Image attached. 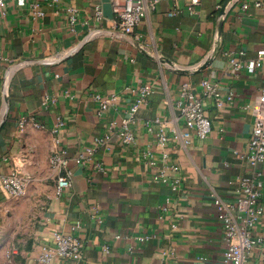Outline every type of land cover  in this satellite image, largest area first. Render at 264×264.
<instances>
[{
  "label": "crops",
  "instance_id": "obj_1",
  "mask_svg": "<svg viewBox=\"0 0 264 264\" xmlns=\"http://www.w3.org/2000/svg\"><path fill=\"white\" fill-rule=\"evenodd\" d=\"M3 1L0 174L15 167L29 184L21 199L0 188L1 251L12 244L14 264H40L54 235L63 233L77 237L82 251L78 260L62 264H224L226 243L212 190L233 200L238 179L251 177L260 183L264 206V161L254 166L245 156L252 130L245 106L260 97L264 63L253 70L229 66L232 57L249 62L264 48V13L250 4L242 8L251 0H200L193 12L186 0H162L128 34L131 42L112 18H94L93 6L101 0ZM225 3L218 34L216 17ZM34 4L41 17L33 18ZM66 6L77 9L74 25ZM217 39L211 60L199 68ZM201 80L223 96L231 91L233 101L217 108L213 97L206 98L209 134L183 143L180 86L202 93ZM145 83L152 91L132 117L134 140L126 144L119 122ZM110 93L115 104L96 116L94 95ZM22 117L27 124L20 132ZM159 128L168 135L164 145L157 142ZM55 150L64 151L71 171V184L60 196L49 166ZM164 152L167 161L161 160ZM79 156L83 162L77 164ZM252 229L260 240L244 264H264V211ZM147 234L155 237L138 239Z\"/></svg>",
  "mask_w": 264,
  "mask_h": 264
},
{
  "label": "built area",
  "instance_id": "obj_2",
  "mask_svg": "<svg viewBox=\"0 0 264 264\" xmlns=\"http://www.w3.org/2000/svg\"><path fill=\"white\" fill-rule=\"evenodd\" d=\"M20 4H26V0H18ZM111 6L113 21L115 27L126 33L132 34L135 27L139 25L148 10L153 9L155 5L162 0H108ZM200 0H186V8L189 12H193L194 7L199 4ZM249 4L264 13V0H251L244 2L242 8L246 9ZM35 5L33 18L41 17L42 10ZM4 1L0 0V9L3 8ZM68 20L71 25L76 22L77 9L73 6H66ZM94 18H104L102 3L97 2L93 6ZM179 8H175L170 12L176 13ZM243 55L242 51L238 52ZM0 60L3 58L0 56ZM264 63V48L256 52V58L249 62H240L239 59L232 57L229 61L231 70L238 71L242 67L255 69ZM202 93H197L188 84L180 86V92L176 101L177 119H180L185 131L181 134L183 143H187L195 135L199 139L205 138L211 130V122L205 113V99L213 97L217 108H221L225 103L233 101V93L228 91L223 96L221 92L211 84L208 80H201ZM152 91V85L145 83L135 89V100L132 104L129 115L123 117L119 122V135L126 144L133 142L134 138L130 133L128 126L138 107L145 103L146 96ZM116 94L110 93L108 96L102 97L99 94L94 95V99L99 102L96 109V116H101L109 106L115 104ZM252 115V130L248 142L246 158L252 165H256L264 161V87L261 90L260 97L254 103L248 104ZM153 122L159 124V119L155 118ZM27 121L22 117L18 123V129L24 130ZM146 128L149 132L153 131L150 122H146ZM34 128H41V124L33 122ZM157 142L164 145L168 142V135L161 128L155 133ZM91 154V153H90ZM150 153H146L149 155ZM161 160L167 161L168 154L162 153ZM75 163H82L81 156L75 158ZM69 159L65 157L63 150H55L49 159V166L54 175V194L60 196L64 189L71 184V171L68 168ZM97 169H102L99 163H96ZM172 171L178 172L179 168L173 166ZM163 176H167L164 175ZM164 180H166L164 178ZM29 184V179L24 176L15 167L10 168L6 173L0 174V188L6 197L19 198L25 195ZM260 183L251 177H241L237 181V195L233 200H226L215 190H212L213 204L216 209V220L220 226L226 243L222 252L224 264H244V258L249 253L255 243L260 238L253 231L254 223L259 219L264 211V206L260 200L259 192ZM118 237V236H116ZM152 234L138 237L140 241H146L154 238ZM106 249V248H105ZM133 249V248H130ZM82 244L81 241L72 235L57 233L54 235V243L52 247L44 250L38 261L40 264H62L68 260H78L81 257Z\"/></svg>",
  "mask_w": 264,
  "mask_h": 264
},
{
  "label": "water",
  "instance_id": "obj_3",
  "mask_svg": "<svg viewBox=\"0 0 264 264\" xmlns=\"http://www.w3.org/2000/svg\"><path fill=\"white\" fill-rule=\"evenodd\" d=\"M101 1H102L103 15H104L105 17H108V18H113V14H112V10H111V6H110L109 1H108V0H101ZM226 5H227V3H225V4L221 7V9H220V11L218 12L217 17H216L218 34H219L220 31H221L222 17H223V15H224V13H225ZM121 34H122L124 37H126L128 40H130L131 42H134V40H132V39L129 37L128 34H126V33H124V32H121ZM218 38H219V36H218ZM218 43H219V41H218V39H217V40L215 41V46H214L213 51L209 54V56H208V57L206 58V60L201 64V66H200L199 68L204 67V66H205V65L211 60L212 56L214 55V53H215V51H216V49H217V47H218ZM161 59H163V58H161ZM163 60H164V59H163ZM22 62H23V61H22ZM19 63H21V62H19Z\"/></svg>",
  "mask_w": 264,
  "mask_h": 264
},
{
  "label": "rangeland",
  "instance_id": "obj_4",
  "mask_svg": "<svg viewBox=\"0 0 264 264\" xmlns=\"http://www.w3.org/2000/svg\"><path fill=\"white\" fill-rule=\"evenodd\" d=\"M27 193V191H26ZM25 193V195H26ZM25 195H23L22 197H24ZM22 197H19L17 199H21ZM12 249V244L11 245H8L6 247V249L2 250L1 251V248H0V264H14L12 261H11V250Z\"/></svg>",
  "mask_w": 264,
  "mask_h": 264
}]
</instances>
